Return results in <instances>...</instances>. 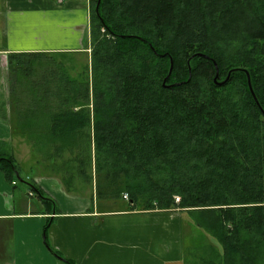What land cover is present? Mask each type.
I'll return each mask as SVG.
<instances>
[{"label":"trees","instance_id":"1","mask_svg":"<svg viewBox=\"0 0 264 264\" xmlns=\"http://www.w3.org/2000/svg\"><path fill=\"white\" fill-rule=\"evenodd\" d=\"M90 1L91 64L79 74L58 61L63 52L8 55L15 77L6 105L18 133L49 142L60 136L73 146L74 134L92 129L96 195L128 193L126 210L180 208L217 239L222 259L215 264H257L264 250V0ZM214 61L221 80L232 71L223 86L214 82ZM0 168L16 180L12 156L0 155Z\"/></svg>","mask_w":264,"mask_h":264},{"label":"crops","instance_id":"2","mask_svg":"<svg viewBox=\"0 0 264 264\" xmlns=\"http://www.w3.org/2000/svg\"><path fill=\"white\" fill-rule=\"evenodd\" d=\"M59 1L0 0V153L3 143L18 139L16 118L2 100L8 55L80 48L86 2ZM16 187L0 168V264H177L181 257L171 256L164 242L180 236L182 244L188 225L193 228L180 208L116 210L98 203L83 208L58 197V211H52L49 201L18 203ZM46 242L71 263L56 258Z\"/></svg>","mask_w":264,"mask_h":264},{"label":"rangeland","instance_id":"3","mask_svg":"<svg viewBox=\"0 0 264 264\" xmlns=\"http://www.w3.org/2000/svg\"><path fill=\"white\" fill-rule=\"evenodd\" d=\"M65 1L69 0H60L59 2L63 3ZM84 1L86 2L87 24H84L81 28L80 48L68 51H50L54 54L59 52L67 54L59 56L57 59L61 61V64L64 63L63 66L70 67L74 64L73 69L70 70L73 75L79 74L87 64H91L92 39L90 27L92 23V6L90 0ZM37 73L41 76L43 70L39 69ZM13 76L15 77L12 69L5 66L3 68L2 99L4 106L12 94L9 82L13 81ZM11 78L12 81H10ZM44 132L41 130L40 134L42 133L45 138ZM14 134H18V139L13 143L10 141L3 143L0 155L12 156L18 166L19 175L15 173L18 203L27 204V202L33 201L34 206L37 204L42 206L43 198L37 193V189H39L44 197L56 200L55 206L57 208L60 204V200H57L58 197L64 198L67 202L77 200V202L83 203V208L87 206L86 204L92 205L93 203H98L100 206L107 204L110 208H116V210H122L129 206V201L123 199L121 195L113 198H105L100 194L96 195L98 185L91 136L92 129L74 134L73 146H69L60 136H55V139L49 142L47 138H38L40 136L37 138H33V136L23 137L20 135V131L19 133L16 131ZM101 183L102 181H100V185ZM33 187L35 189H32ZM51 207L53 208L52 205ZM180 213L185 222H192L193 228L191 229V225H188L190 229L184 231L182 244L179 240L180 236L170 238L172 243L164 242L172 248L171 256L181 257L177 264H215L221 261L222 250L217 239L208 234L203 228L195 225V221L188 212L182 211ZM185 230H187V226ZM181 245H184L182 254ZM55 257L58 258L56 255ZM258 259L257 264H264V250L261 249Z\"/></svg>","mask_w":264,"mask_h":264},{"label":"water","instance_id":"4","mask_svg":"<svg viewBox=\"0 0 264 264\" xmlns=\"http://www.w3.org/2000/svg\"><path fill=\"white\" fill-rule=\"evenodd\" d=\"M204 56H205V57H208L207 55H204ZM214 64H215L216 69H217V73H216V76H215V78H214V82H215V84L218 85V86H223V85H225L226 83L229 82V80H230V78H231L232 71L229 72L228 76H227L225 79H222V80H221V79H220L219 72H218V64H217L216 61H214ZM172 70H173V60H171L170 73L172 72ZM244 70H245V72L247 73V76H248V84H249V87H250L251 93H252V95L254 96L256 102L259 104L258 98H257V96H256V94H255L254 89H253V85H252V81H251L250 73H249L246 69H244ZM166 81H167V78L164 80V85H167V84H166ZM167 86H170V85H167ZM263 112H264V110H263ZM16 173H17V175H19V171H18V170L16 171ZM33 188H34V187H33ZM37 190H38V189H37ZM38 193H39V191H38ZM53 211H55V210L53 209ZM59 258H60V260L65 261V258H63V257H61V256H59Z\"/></svg>","mask_w":264,"mask_h":264},{"label":"built area","instance_id":"5","mask_svg":"<svg viewBox=\"0 0 264 264\" xmlns=\"http://www.w3.org/2000/svg\"><path fill=\"white\" fill-rule=\"evenodd\" d=\"M123 197L126 199V200H128L129 199V195H128V193H124L123 194ZM180 200V198L179 197H176V202H178Z\"/></svg>","mask_w":264,"mask_h":264}]
</instances>
